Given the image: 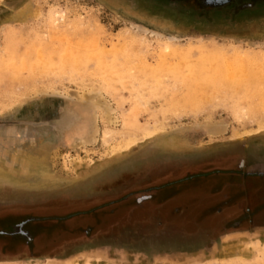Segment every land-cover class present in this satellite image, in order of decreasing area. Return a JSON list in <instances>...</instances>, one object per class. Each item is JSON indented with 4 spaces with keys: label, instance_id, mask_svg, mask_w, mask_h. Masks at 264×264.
<instances>
[{
    "label": "rangeland",
    "instance_id": "1",
    "mask_svg": "<svg viewBox=\"0 0 264 264\" xmlns=\"http://www.w3.org/2000/svg\"><path fill=\"white\" fill-rule=\"evenodd\" d=\"M238 156L264 159V0H0V193H56L0 208L45 225L0 257L264 264L224 214Z\"/></svg>",
    "mask_w": 264,
    "mask_h": 264
},
{
    "label": "crops",
    "instance_id": "2",
    "mask_svg": "<svg viewBox=\"0 0 264 264\" xmlns=\"http://www.w3.org/2000/svg\"><path fill=\"white\" fill-rule=\"evenodd\" d=\"M235 167V166H234ZM236 168V167H235ZM238 168L246 172L247 174H257V175H264V161H253L248 159H241L238 161ZM225 183L228 187L231 188H237L241 184H234L232 187V180H227ZM243 185V184H242ZM241 185V186H242ZM229 189V188H228ZM235 189L227 190L228 198H234L231 201V204L229 208L225 209L226 211L224 214L234 216L237 215V217L245 218L246 221V228L242 229L241 231H251L250 228L258 229L263 228L264 229V187L258 188L256 190L249 191L246 195H242L241 197H234L238 195H233ZM4 200V199H1ZM26 206V203L22 204H14L10 202H1L0 208L8 209V208H15L17 206ZM235 206L239 209V211L235 212ZM243 211H242V210ZM10 210V209H9ZM229 210V211H228ZM247 211V212H245ZM228 213V214H227ZM39 217V216H38ZM37 216H20L17 220L11 223L8 227L5 229L0 230V236L8 237V240H19L20 242L29 245L32 244L34 234L33 232L37 233L39 229H42L45 227V225L41 224L42 217L40 219ZM262 217L263 221H258L257 219H260ZM9 217H5L0 219L1 223H6V219ZM41 220V221H40ZM258 221V222H256ZM32 222H36L37 226L35 230L29 229V224ZM19 228V231H16L15 227ZM244 226V225H243ZM81 251V250H80ZM77 250V248H70L67 250H64L63 252L59 254H53V255H42V256H35V255H25L22 257H16V258H2L0 257V264H26L28 262L33 261H46V262H54L58 260H65L70 258L71 256L78 254L80 252Z\"/></svg>",
    "mask_w": 264,
    "mask_h": 264
},
{
    "label": "flooded vegetation",
    "instance_id": "3",
    "mask_svg": "<svg viewBox=\"0 0 264 264\" xmlns=\"http://www.w3.org/2000/svg\"><path fill=\"white\" fill-rule=\"evenodd\" d=\"M239 156L236 158V161L234 160L233 162L235 163L234 166L228 169L227 174L230 175L227 180H232V187L234 184H243L242 186L240 185L239 187L232 188L235 189L233 195H238L234 197H241L242 195H246L249 191L256 190L258 188L264 187V175H257V174H247L243 170L238 168V161H239ZM233 200V198H230V202ZM242 210V209H241ZM243 211V210H242ZM247 212V211H245ZM16 231H19V228L16 226Z\"/></svg>",
    "mask_w": 264,
    "mask_h": 264
},
{
    "label": "bare ground",
    "instance_id": "4",
    "mask_svg": "<svg viewBox=\"0 0 264 264\" xmlns=\"http://www.w3.org/2000/svg\"><path fill=\"white\" fill-rule=\"evenodd\" d=\"M101 97L99 96L100 100H101ZM102 106L105 109L106 113L110 114V110H111L110 107L104 102H102ZM87 109H90V108L87 107ZM92 115L93 116L90 118V122L87 123V127H86L85 131H83V133L75 139L74 144H76V145H85V144H92V143L96 142L97 135H98V132H99V126H98L97 118L95 116L94 111H93ZM216 128H218V127H216V126L212 127V131H215V130L217 131Z\"/></svg>",
    "mask_w": 264,
    "mask_h": 264
},
{
    "label": "water",
    "instance_id": "5",
    "mask_svg": "<svg viewBox=\"0 0 264 264\" xmlns=\"http://www.w3.org/2000/svg\"><path fill=\"white\" fill-rule=\"evenodd\" d=\"M256 162L259 161H264V159L261 160H253ZM56 193H51V192H46V191H41L40 192H36V191H32V190H22L19 188H16V191L14 190V188H10V192H1L0 193V201L3 202H10V203H16V202H26L29 199H31L32 197L38 196V197H42V196H51V195H55ZM4 199V200H1Z\"/></svg>",
    "mask_w": 264,
    "mask_h": 264
}]
</instances>
